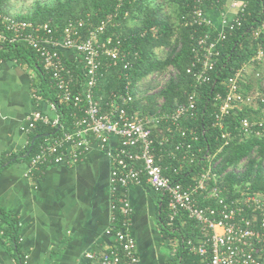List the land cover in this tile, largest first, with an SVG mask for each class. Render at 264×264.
Returning <instances> with one entry per match:
<instances>
[{
    "label": "built area",
    "instance_id": "built-area-1",
    "mask_svg": "<svg viewBox=\"0 0 264 264\" xmlns=\"http://www.w3.org/2000/svg\"><path fill=\"white\" fill-rule=\"evenodd\" d=\"M221 1L193 0L192 9L184 17L188 25L207 28L205 33L195 37L192 48L193 61L188 72L193 75L195 86L211 81L223 41L230 31L242 25L246 16L248 1L231 0V15L229 18L225 16L222 27L217 28L208 2L214 7L226 0ZM108 22L110 19L103 20L97 27L85 31L86 19H72L58 35L57 28L48 23L35 24L0 12V43L24 42L35 49L44 70L59 90L60 98L72 102L77 109L71 130L65 128L54 102L49 104L56 113L55 117L39 109L27 116L24 129L28 133L39 122L60 129V133L45 137L39 143L37 151L30 157V172L43 173V167L48 165L78 162L86 156L92 139L107 147L115 136L119 144L111 153L112 190L116 193L118 190L125 191L131 184H147L156 192L167 195L171 221L180 211L187 212L197 222L201 232L198 242L188 243L190 252L201 258L200 263L195 264H264L263 192L246 190L236 197L226 198L222 188L210 187L211 180L215 179L211 165L193 175L190 182L179 180L184 164L194 163L197 155L194 142L199 140V136L196 130L183 128L181 124L182 120L195 116L194 94L189 97L188 103L179 105L174 111L159 110L144 115L129 111V105L134 101L129 91L109 101L106 109L96 100L95 89L103 75V58H108L113 65L126 59V53L119 46L120 40L115 43L109 36L102 37ZM255 34L258 36L259 32ZM66 59L71 60L74 67H70ZM263 61L264 50L260 48L249 63L225 81V93L219 92L214 97V125L221 130V137L226 143L232 138V132L225 130L232 113L245 105H253L258 98L264 101L262 97L256 99V96L245 94L241 89L247 66ZM124 63L127 69L130 63ZM80 79L82 83L78 87ZM34 97L41 99L36 93ZM257 126L261 128L263 122L243 118L238 129L243 137L259 136L262 131ZM155 131L162 133L160 140L155 138ZM176 134L179 139L169 148ZM165 155L178 161L172 169L174 177L166 173L168 167L161 163ZM119 204L120 220L116 212ZM111 211V224L105 231L112 238L111 245L100 255L90 252L87 257L96 259L98 264H140L127 197L120 198L119 203L114 199Z\"/></svg>",
    "mask_w": 264,
    "mask_h": 264
},
{
    "label": "trees",
    "instance_id": "trees-1",
    "mask_svg": "<svg viewBox=\"0 0 264 264\" xmlns=\"http://www.w3.org/2000/svg\"><path fill=\"white\" fill-rule=\"evenodd\" d=\"M12 1L14 0H0V12L35 24L48 23L57 28L58 35L72 19H86L85 31L110 19L102 37L105 39L109 36L115 43L120 40L119 46L126 53V59L113 65L108 58H103V75L95 89V98L102 107L106 109L109 101L129 91L134 96V101L129 105L130 112L144 115L159 110L174 111L179 105L188 103L189 97L194 94L195 116L182 120L181 124L183 128L196 130L199 136V140L194 142L197 155L194 163L184 164L179 180L183 183L190 182L193 175L211 165L215 179L211 180L210 187L222 188L226 198L236 197L246 190L264 193V101L258 98L257 103L245 105L232 113L225 129L232 132L228 143L222 139L221 130L214 125L215 95L225 93V81L234 76L244 64L249 63L260 48L264 50V0H247L242 25L227 34L220 47L221 55L212 72V79L201 86H195L194 77L188 72L193 61L194 39L207 31V28L195 27L185 22L184 17L192 9L193 0H37L25 13L19 14L11 12ZM208 7H211V2H208ZM256 32H259L258 36ZM9 60H16L38 71L35 93L43 100L54 102L65 128L73 129L77 109L72 102L60 98L59 90L44 70L36 50L24 42H1L0 62ZM125 61L130 63L127 69L124 68ZM66 62L74 67L69 60L66 59ZM169 69L174 72L160 85L157 92L150 93L159 86V83L150 84V76L162 75ZM246 78L241 83L242 91L250 94L256 85L264 99V71L258 78ZM145 82H148V86L141 90V85ZM81 83L80 79L78 87ZM162 99L163 103L160 104L159 100ZM243 118H248L251 122H263L261 128L256 127L262 131L261 135L243 137L242 131L238 129ZM58 133L60 129L57 127L37 123L29 133L30 140L25 151L20 155L5 156L3 162H0V172L5 164L33 156L45 137ZM154 136L160 140L163 135L155 131ZM178 139L179 135L176 134L175 140L168 145L169 148ZM161 163L168 167L166 173L174 177L172 169L178 161L165 155ZM162 195L159 225L166 238L178 241L173 256L174 264L200 263L201 258L190 252L188 244L190 241L198 242L200 227L185 211H180L171 221L168 197L166 194ZM119 200L120 198L116 199L118 203ZM200 203L203 204L202 201ZM119 206L120 204L116 212L120 220L122 213ZM0 240L17 264H25L26 254L21 249L18 216L14 211L1 206ZM81 264L96 263L85 258Z\"/></svg>",
    "mask_w": 264,
    "mask_h": 264
},
{
    "label": "crops",
    "instance_id": "crops-1",
    "mask_svg": "<svg viewBox=\"0 0 264 264\" xmlns=\"http://www.w3.org/2000/svg\"><path fill=\"white\" fill-rule=\"evenodd\" d=\"M230 2L209 8L217 28L231 15ZM245 73L247 78H257L262 71L248 65ZM37 83L35 68L16 60L0 62V162L25 151L30 140L24 129L29 114L39 109L56 115L48 101L34 97ZM118 144L115 136L107 147L92 139L83 159L48 165L43 173L30 172V158L4 165L0 206L18 216L25 264H81L90 252L100 255L112 243L105 234L111 224V203L125 196L131 205V230L140 264H174L178 241L166 238L159 225L163 195L147 184L112 190L111 153ZM0 264H17L1 240Z\"/></svg>",
    "mask_w": 264,
    "mask_h": 264
},
{
    "label": "rangeland",
    "instance_id": "rangeland-1",
    "mask_svg": "<svg viewBox=\"0 0 264 264\" xmlns=\"http://www.w3.org/2000/svg\"><path fill=\"white\" fill-rule=\"evenodd\" d=\"M37 1V0H14L12 1L11 3V12L13 14H19V13H25L33 4L34 2ZM43 2H52L53 0H41ZM255 67L257 68H260V70L263 72L264 71V61L261 63V64H253ZM173 69H169L167 72L163 73L162 75H158V76H155V75H151L150 76V79L152 82H150V84H155V83H159V86L157 89L155 90H151L150 93H155L158 91L160 85H163L164 82L170 77V75L173 73ZM245 75H247L245 73ZM262 75V74H261ZM260 75V76H261ZM259 76V77H260ZM246 77V76H245ZM249 78V76H248ZM258 78V77H257ZM245 79V78H244ZM148 86V82H145L141 85V90L147 88ZM260 92V89H258V86L255 85L253 91L250 93L254 96H256V99L257 97H262V93H259ZM163 100V99H162ZM162 100H159V103L161 104ZM256 101V100H255ZM257 103V102H256Z\"/></svg>",
    "mask_w": 264,
    "mask_h": 264
}]
</instances>
